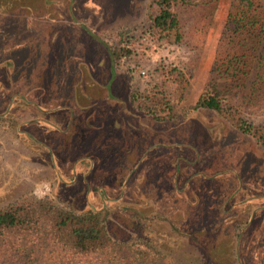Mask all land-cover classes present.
I'll list each match as a JSON object with an SVG mask.
<instances>
[{
	"label": "rangeland",
	"instance_id": "rangeland-1",
	"mask_svg": "<svg viewBox=\"0 0 264 264\" xmlns=\"http://www.w3.org/2000/svg\"><path fill=\"white\" fill-rule=\"evenodd\" d=\"M150 1L0 0V207L47 196L106 208L112 237L149 232L176 264H264V148L190 109L237 0L175 5L178 27L162 36ZM222 97L264 126V97Z\"/></svg>",
	"mask_w": 264,
	"mask_h": 264
},
{
	"label": "trees",
	"instance_id": "trees-1",
	"mask_svg": "<svg viewBox=\"0 0 264 264\" xmlns=\"http://www.w3.org/2000/svg\"><path fill=\"white\" fill-rule=\"evenodd\" d=\"M16 3L20 4L18 0ZM185 3L188 0H151V29L160 36L176 29L179 22L173 8ZM124 47L114 55L121 58L131 52ZM218 76L231 78L228 88H218ZM174 81L170 95L181 100L189 80L181 77ZM224 94H239L249 107L264 97V0H237L234 11L228 13L205 91L190 107L217 112L264 148L263 124L247 121L223 101ZM130 209L138 219H147L145 209ZM128 210L122 209L123 213ZM108 217L106 208L79 211L47 196L21 197L0 207V264H176L149 232L129 241L112 237Z\"/></svg>",
	"mask_w": 264,
	"mask_h": 264
},
{
	"label": "built area",
	"instance_id": "built-area-1",
	"mask_svg": "<svg viewBox=\"0 0 264 264\" xmlns=\"http://www.w3.org/2000/svg\"><path fill=\"white\" fill-rule=\"evenodd\" d=\"M142 73H144V71H141Z\"/></svg>",
	"mask_w": 264,
	"mask_h": 264
}]
</instances>
